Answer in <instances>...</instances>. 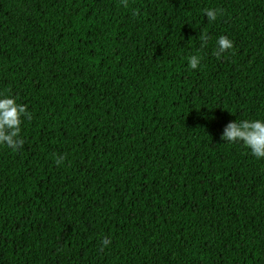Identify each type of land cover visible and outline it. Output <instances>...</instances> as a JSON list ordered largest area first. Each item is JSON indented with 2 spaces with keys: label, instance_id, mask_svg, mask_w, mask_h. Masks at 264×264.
Returning a JSON list of instances; mask_svg holds the SVG:
<instances>
[{
  "label": "trees",
  "instance_id": "16d2710c",
  "mask_svg": "<svg viewBox=\"0 0 264 264\" xmlns=\"http://www.w3.org/2000/svg\"><path fill=\"white\" fill-rule=\"evenodd\" d=\"M0 93V264H264V0H0Z\"/></svg>",
  "mask_w": 264,
  "mask_h": 264
},
{
  "label": "clouds",
  "instance_id": "9594fccd",
  "mask_svg": "<svg viewBox=\"0 0 264 264\" xmlns=\"http://www.w3.org/2000/svg\"><path fill=\"white\" fill-rule=\"evenodd\" d=\"M218 14L216 9H206L204 15L209 21L215 20ZM201 44H205L208 35L204 32L200 34ZM233 42L226 35H220L215 41L214 55L220 56L226 49H231ZM201 56L190 55L187 58L188 67L196 69L200 65ZM29 118L30 113L26 111V106L17 101V98L10 94L0 93V145L15 148L23 144L20 136L22 118ZM223 141L241 142L256 158L264 157V119H234L228 121L220 133ZM62 159V157H60ZM59 162V160L57 161ZM109 239L102 237L101 246L109 244Z\"/></svg>",
  "mask_w": 264,
  "mask_h": 264
}]
</instances>
